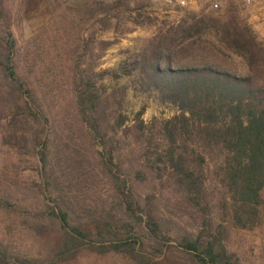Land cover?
Masks as SVG:
<instances>
[{
	"label": "trees",
	"instance_id": "1",
	"mask_svg": "<svg viewBox=\"0 0 264 264\" xmlns=\"http://www.w3.org/2000/svg\"><path fill=\"white\" fill-rule=\"evenodd\" d=\"M46 1L51 22L22 41L17 0H0V210L16 214L22 243L0 240V260L242 264L228 225L264 224V37L229 0L178 23L150 0ZM154 25L130 68L97 69L115 43L103 33ZM134 70L136 89L179 112L146 122L143 107L127 123L122 98L98 82ZM13 154L36 162L38 180L10 171Z\"/></svg>",
	"mask_w": 264,
	"mask_h": 264
},
{
	"label": "rangeland",
	"instance_id": "2",
	"mask_svg": "<svg viewBox=\"0 0 264 264\" xmlns=\"http://www.w3.org/2000/svg\"><path fill=\"white\" fill-rule=\"evenodd\" d=\"M228 2L234 4L250 23L249 16L251 15L250 9L252 4H245L243 0H229ZM67 4L81 7L84 4V0H68ZM148 4V10H150L153 15L158 16L160 21H174L177 23L174 15L163 11L159 4H156L152 0L148 1ZM16 8L21 14V19L19 20L21 28L17 30V34L22 41L32 37L52 20V12L46 0H17ZM157 26L158 25L136 26L133 31L120 34L110 31L103 33V38L115 39V43L111 45L102 58L99 59L97 69L120 70L123 66L130 68V62H132L136 55L142 51L149 39L156 32ZM230 60L232 61L231 64L234 68H237L241 72H246V64L241 58L234 56ZM138 75L139 72L134 70L131 74H122L117 78L109 75L98 82V85L106 87L107 92L110 93L115 90L117 91L118 96L122 98L121 110L129 116L127 123H132L135 114L143 107L145 109L142 117L146 122H150L154 117L165 120L179 112L176 105L160 101L156 91H141L136 89L134 87V82L137 80ZM5 121L4 118L0 119V128ZM6 151H8V147L1 141L0 137V171L4 169L1 162H3L2 158ZM13 160L17 162V156L14 154ZM17 165L15 167L10 166V169H12L10 171L16 175L17 173L15 171H17L20 180H38L39 170L37 169L36 162L23 160L17 162ZM69 176L71 175H68L67 177ZM66 182L67 190L69 191V180H66ZM72 189L74 190L75 187H72ZM214 216L216 221L219 220L216 209ZM16 220L18 219L14 212L0 210V240H5V238L9 239L10 242H12L11 246H14L13 248H15V246L19 248L20 245H22L21 242L15 241ZM191 221L192 220H190V222ZM228 227L227 244L230 250H233L238 254L241 263L264 264V224L252 230L237 229L229 225ZM36 243L40 247V243ZM79 260L80 262L78 264H129L124 258L115 256L95 257L84 254ZM6 263L11 264V262L6 259L3 261L0 260V264Z\"/></svg>",
	"mask_w": 264,
	"mask_h": 264
},
{
	"label": "built area",
	"instance_id": "3",
	"mask_svg": "<svg viewBox=\"0 0 264 264\" xmlns=\"http://www.w3.org/2000/svg\"><path fill=\"white\" fill-rule=\"evenodd\" d=\"M161 6L167 13H172L178 23L186 10H197L204 4H209L213 9L220 7L222 0H152ZM245 4H252L254 0H243Z\"/></svg>",
	"mask_w": 264,
	"mask_h": 264
},
{
	"label": "crops",
	"instance_id": "4",
	"mask_svg": "<svg viewBox=\"0 0 264 264\" xmlns=\"http://www.w3.org/2000/svg\"><path fill=\"white\" fill-rule=\"evenodd\" d=\"M250 13V23H252L264 37V0H254L251 5Z\"/></svg>",
	"mask_w": 264,
	"mask_h": 264
}]
</instances>
